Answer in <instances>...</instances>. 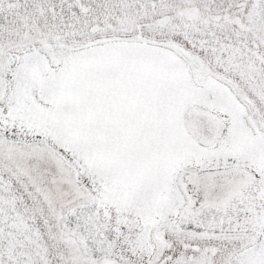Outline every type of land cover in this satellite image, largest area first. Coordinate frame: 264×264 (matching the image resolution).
<instances>
[{"label": "snow or ice", "instance_id": "6c2138e0", "mask_svg": "<svg viewBox=\"0 0 264 264\" xmlns=\"http://www.w3.org/2000/svg\"><path fill=\"white\" fill-rule=\"evenodd\" d=\"M0 264H264V0H0Z\"/></svg>", "mask_w": 264, "mask_h": 264}]
</instances>
